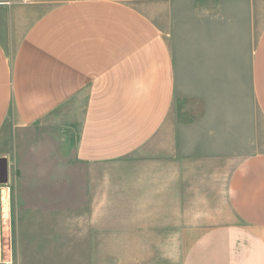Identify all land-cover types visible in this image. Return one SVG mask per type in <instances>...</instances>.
<instances>
[{"label":"crops","instance_id":"1","mask_svg":"<svg viewBox=\"0 0 264 264\" xmlns=\"http://www.w3.org/2000/svg\"><path fill=\"white\" fill-rule=\"evenodd\" d=\"M263 15L264 0H0V158L14 133L78 102L73 155L89 165L90 220L123 237L121 250L147 249L150 229L179 214L175 168L130 156L146 152L173 107L177 54L195 56L194 86H227L229 117L241 85L264 117ZM235 133L198 127L184 145L218 149L228 134L235 147ZM230 161L234 221L193 231L181 264H264V152Z\"/></svg>","mask_w":264,"mask_h":264},{"label":"rangeland","instance_id":"2","mask_svg":"<svg viewBox=\"0 0 264 264\" xmlns=\"http://www.w3.org/2000/svg\"><path fill=\"white\" fill-rule=\"evenodd\" d=\"M194 57L177 54L185 72L179 69L173 107L146 152L130 156L131 163L164 159L175 168L179 214L150 229L148 248L121 250L127 247L123 237L98 229L107 222H91L89 165L73 155L80 104L69 102L14 133L7 182L0 184V259L12 264H181L193 231L234 221L227 199L226 180L234 167L230 160L264 152V117L254 101L245 99L242 85L235 87L236 119L229 117L227 86L193 85ZM214 125L236 131L235 147L224 142L228 134L218 149L184 145L186 134Z\"/></svg>","mask_w":264,"mask_h":264},{"label":"water","instance_id":"3","mask_svg":"<svg viewBox=\"0 0 264 264\" xmlns=\"http://www.w3.org/2000/svg\"><path fill=\"white\" fill-rule=\"evenodd\" d=\"M0 167H2L6 173L7 163L5 158H0ZM7 174V173H6ZM4 183L7 182V178L3 180Z\"/></svg>","mask_w":264,"mask_h":264},{"label":"flooded vegetation","instance_id":"4","mask_svg":"<svg viewBox=\"0 0 264 264\" xmlns=\"http://www.w3.org/2000/svg\"><path fill=\"white\" fill-rule=\"evenodd\" d=\"M6 173H7V172H6ZM6 173H5L4 169H3L2 167H0V184H1V183H4L3 180H4L5 178H7L8 173H7V174H6Z\"/></svg>","mask_w":264,"mask_h":264},{"label":"built area","instance_id":"5","mask_svg":"<svg viewBox=\"0 0 264 264\" xmlns=\"http://www.w3.org/2000/svg\"><path fill=\"white\" fill-rule=\"evenodd\" d=\"M0 264H12V261L10 259H0Z\"/></svg>","mask_w":264,"mask_h":264}]
</instances>
